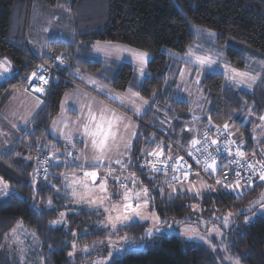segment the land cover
I'll use <instances>...</instances> for the list:
<instances>
[{"label":"trees","instance_id":"16d2710c","mask_svg":"<svg viewBox=\"0 0 264 264\" xmlns=\"http://www.w3.org/2000/svg\"><path fill=\"white\" fill-rule=\"evenodd\" d=\"M35 4L55 11L58 0H0V57L7 58L13 68L12 76L0 83V111L14 93L26 89L29 77L38 69V61L54 65L57 71L31 126L20 131V138L13 149L0 156V178L15 191L0 202V264H18L14 257L6 255L4 248L6 236L18 222L30 229L39 243L42 264H73L69 256L73 243L90 246L109 235L106 229L98 230L102 216L89 214L90 209L72 206L66 194L57 191L62 188L53 167L51 179L42 181L35 178L40 158L50 151L59 152L64 148L47 131L60 111L64 94L73 87L69 71L78 67L101 78L118 92L131 85L151 103L148 113L139 119L132 160L142 158V149L156 144L157 140L149 143L150 138L147 137L151 131L140 124L143 121L156 122L155 116L161 113L163 106L167 108V114H160L159 118L167 116L171 120L166 133L182 145L184 136H193L183 131L191 119V111L187 103L172 99L171 87L176 84L180 70L186 64L165 54L163 49L185 54L195 38L190 29V25H194L212 31L219 46L230 41L260 54L259 62H256L261 66L256 73L262 72L264 0H70L67 8L74 39L70 42H48L49 55L45 57L33 55L25 41L26 37L29 38L28 21L30 25ZM96 42L146 52L150 56L146 64L147 76L138 82L132 65L95 58L91 45ZM62 54L66 59L61 68L56 57ZM225 54L226 62L244 70L246 59L243 51L228 47ZM200 81L199 86L208 104L202 122L209 123L211 117L212 125L228 123L237 131L238 140L251 150L250 129L264 115V83L258 81L251 90L236 91L226 86L221 74L209 72L201 76ZM150 124L148 127L151 128ZM135 173L141 185L149 189L157 215L172 226L176 224L174 222L185 224L195 216L192 211L194 204L206 220L213 215L227 214L230 207L243 221L256 212L257 206L251 208V204L264 190V182H259L239 197L226 195V202L212 193H207L202 201L182 195L169 200L161 195V178L145 172ZM34 188L40 191L34 194ZM54 220L62 223L52 227ZM232 220L224 229L221 240L227 251H213L203 243L166 233L142 239L147 223L138 222L118 233H127L143 247L118 250L113 254L115 264H230L226 256L239 259L240 264H264V215L248 225L244 224L245 228ZM85 232L86 236H73V233ZM92 249L81 259L96 257V251Z\"/></svg>","mask_w":264,"mask_h":264},{"label":"snow or ice","instance_id":"6c2138e0","mask_svg":"<svg viewBox=\"0 0 264 264\" xmlns=\"http://www.w3.org/2000/svg\"><path fill=\"white\" fill-rule=\"evenodd\" d=\"M48 31L46 28L45 32ZM209 35L214 36L211 33ZM93 47L98 51H104L106 53L130 51L133 58L138 60L141 65L139 69L141 76L145 74L144 68L147 64V53L113 48L111 46H100L99 43ZM187 56L188 59L185 60L186 65L189 67L194 66V70L198 73L197 84L201 82L200 76L213 70L214 66L223 69L221 75L229 89L233 87H247L251 89L258 81L264 83V71L253 73L249 70L250 66L248 64H245L244 70L233 67L230 63L223 60V53L216 52L214 55L201 53L194 55L190 49ZM65 59L66 57L63 54L56 57L60 65L64 64ZM180 71L183 77L184 71ZM10 72V62L7 60L0 61V77H4L6 73ZM43 73V68L39 69L38 72L32 73V76L29 77L30 87H32L31 82L34 78L41 80L43 84L48 83V79L44 77ZM34 91L43 95L45 89L42 86L35 87ZM155 95L153 93V97ZM106 98L118 102L120 107L133 111V114L136 116H140L145 106L148 105V101L140 96L139 90H133L131 85L122 96L108 94ZM125 101L128 103L126 104ZM230 119L232 118L230 117ZM258 119L264 123V116H260ZM54 123L56 122L54 121ZM69 123L74 124L75 129L68 131L66 134L64 129L68 127ZM211 125L212 120L210 117L209 127L204 129L203 138H193L190 141L187 155L192 158L193 163L185 160L182 155L173 159L171 145L167 149V159H162L165 156V147L163 144H156L153 151L141 153L145 157V163L140 165L141 169L149 168L152 174L163 173L166 177L169 171L172 172L171 178L164 181L165 184L170 186L169 200L182 195L188 199L202 201L208 192L216 191L218 188L242 193L244 190L242 185L251 189L255 186L256 177L260 181H264V153L257 154L254 151L253 156H259V158L251 161L246 160L245 156L247 152L243 144L237 143L230 138V125L225 123L222 129L216 128V138L210 139ZM130 128H132L130 120H127L106 106L97 108L95 102H90L83 106L77 121L64 122V128L60 130L61 135L71 145L72 150H68L63 154V164L65 168L73 171V175H64L63 189H57V191L63 190L73 201L87 205L91 210L89 214L95 213L98 216H103V220L98 225V230L106 229V234L109 236L126 228H130L140 221H150L151 227L147 228L142 236V239H147L161 232L160 225H168L169 228L172 225L167 220H161L155 208L151 207L152 197L150 196V191L147 187H140L142 182L137 179L136 173H131L130 178L128 176L121 178L124 170L135 167L132 163L131 152L133 140L136 138L137 132L133 130L129 136L128 130ZM221 136L226 137L223 144L220 142ZM252 139L255 141L256 137L253 136ZM80 144H83L84 147L81 149L80 155H76L74 150ZM259 144H264V138L257 141V145ZM223 152H227L228 157L234 156V158L222 166L218 161L226 159L222 155ZM149 157L152 159H148ZM53 160H56L57 164L60 163V157L55 154L49 156L43 163L51 166L50 162ZM233 165L236 167H233ZM222 167L228 168L229 171L224 172L223 175H219ZM101 169H105L103 176L100 174ZM194 169H199L195 171V179H193ZM77 170L81 171L83 175L75 174ZM117 173H120V175H117ZM232 173H234V177ZM44 174L45 180L51 179L48 176L47 168L44 169ZM37 175H39V170H37ZM203 177L215 178L216 187L209 185ZM112 182H115L119 189H121L119 193H113L110 190ZM0 184L4 185L0 191L5 196L9 195L8 186L4 184L2 179H0ZM33 184H35V180H33ZM184 185H187V187H184ZM37 191H40V189L34 188V194ZM160 191L163 196L164 189L161 188ZM114 195H119L120 200L118 203L112 202ZM51 203L52 201L49 200V205ZM256 203L260 205V210L264 212V196ZM192 210L195 213L197 205H192ZM63 215L64 213H61V216ZM220 219V217L214 215L207 220L185 221L186 226L182 227L178 234L188 240H198L211 244V240L213 239L212 233L218 234L221 240L223 239V232L221 231V224L219 223ZM231 222V213L222 217L223 228H228ZM248 222L249 220L246 217L245 223ZM61 223V220H54L50 226L54 227ZM209 224L212 227H209ZM203 233H207V235ZM78 235L86 236L87 232L83 234L73 233L74 237ZM13 237L17 243H23L16 229L13 230ZM119 239L126 242L129 238L125 235ZM108 246L110 249L114 246L111 240L108 241ZM72 247L74 252L76 244L73 243ZM95 247L96 245L85 246L83 252L87 254L90 248ZM213 251H216L215 247H213ZM221 251H227V248H223ZM23 252L24 249L20 248L22 260ZM73 252H70L69 256H72ZM226 259L231 260L232 258L226 257ZM93 264H115L112 251H109L108 259L94 261ZM234 264H240L239 259H236Z\"/></svg>","mask_w":264,"mask_h":264},{"label":"rangeland","instance_id":"374dc122","mask_svg":"<svg viewBox=\"0 0 264 264\" xmlns=\"http://www.w3.org/2000/svg\"><path fill=\"white\" fill-rule=\"evenodd\" d=\"M69 1L70 0H58V5L55 9V11L57 13L55 12L53 15L62 16L60 14H62L63 12H65L67 10V6L69 5ZM31 15H32V20H31L30 25H29V21L27 20L28 26L30 27V30H29V37L30 38L26 37L25 41H26V45L28 46V48L30 49L32 54L35 56H38V55H40L39 50L41 47L44 50L46 48V51H47V43L50 42V40H51V39H45V40L40 39L42 31H40L41 34H39V36H38V30L34 29V21L39 22V24L41 23V26L43 25V21L45 20V18L47 16L46 15V9L42 8V6H40V5L35 4L33 6V13ZM29 18H30V16H29ZM29 27H28V29H29ZM190 29H191L192 33L195 35V38L188 45L187 50H186L187 52L185 54H179V53L173 52V51L168 50V49H163V52L165 54L173 57L174 59L182 61L184 63H185V60L188 59L187 53L189 52L190 49L192 50L194 55L201 54V53H209V54L214 55L216 52H220V53H223L222 58L224 61H226V54H225L226 48L233 47V48H237V49L244 52L246 64H248L250 66V69H249L250 71H252L253 73H256V71L259 69L258 67L261 66L260 64H257V62H259V59H260V54H258L257 52H253V50H251L249 48L240 46V45L235 44V43L230 42V41L227 42V44L225 46H219L217 41H216L215 34L212 31L204 30V29L197 27V26H194V25H190ZM210 33L214 34V36H210L209 35ZM34 34H35V37H34ZM37 36L39 39H37ZM54 40H56V39H54ZM97 43H99L100 46H111V47L115 46V47H119L121 49H129V50L136 51V52H142V51L135 50L132 48H128L125 46H119L117 44L96 42L95 45H97ZM198 45H199V47H197ZM46 51H43L42 55H40V56H43L44 54L49 55L48 51L47 52ZM91 51H92V49H91ZM94 51H98V50L96 48H94ZM100 52L101 51H98V54H100ZM125 52L126 53L119 54V56L121 55V57H111V58H118L117 60H113V62L116 61V62H127V63L136 64V66H137L136 74H135L136 78L139 80L142 79L143 76H141L140 71H139V69L141 67L139 61L133 58L130 51H125ZM116 53H117V51H116ZM142 53H146V52H142ZM122 57H125V58H122ZM149 57H150L149 54H147V58H149ZM110 60H112V59H110ZM43 63H45V62H43ZM45 64H48V63H45ZM181 70L184 71L183 77L181 76V71H180L179 77L176 80V84L173 87H171L172 99L183 101V102L187 103L190 107L191 114L196 115V117H195V119H193V121H189L186 124L187 125L186 127L189 126L191 132L194 131L193 135H195L197 133V135H198L197 139H198L200 131L205 126L209 125V123H203L202 122L203 117L206 116V112H207V108H208V104H207V100H206L207 98H206L205 93L203 92V90L199 86V84L196 83V80L198 78V73L194 70V66L189 67L188 65H185L181 68ZM222 71H223L222 68H218V67L214 66V69L211 71H208V72L221 74ZM144 73H145L144 76H147L146 72H144ZM200 79H201V76H200ZM254 86L255 85H253L252 88ZM233 89L236 91H238V90H251L247 87H242V88L233 87ZM25 91H26V89H25ZM47 94H48V92H47ZM47 94L42 99L40 98V100L44 101V99L47 97ZM160 111L163 112L164 114L165 113L167 114V108L165 106H163L160 109ZM141 118L142 117L137 118L136 121L138 122L139 119L141 120ZM196 118H198V119H196ZM32 122H31V124H32ZM150 123H152V124H150ZM170 123H171V120L166 116V118L161 119L160 121H156V122H153V120L151 122H144L143 121L140 125H144L145 128H148L151 131L150 135H148V137L146 136L148 139L150 138L149 141L153 142V141L157 140V141H155V143L160 144L161 143L160 139L155 135L156 133L152 132V129H155L156 131L160 130V129L166 131V129L169 128ZM148 124L151 125V128L148 127ZM229 129H230V132L232 133V135L238 140L237 131L235 129H233L231 126L229 127ZM25 130L26 129H24L23 131H25ZM261 132H264V123H260V121H258V122H256V124H254L251 127L250 134L252 137L255 136L256 137L255 141H257ZM156 144H153V147H151V148L146 147V148H144V150L142 149L141 152L153 151L155 149ZM254 146H257L258 148H260V147L264 148L263 144L257 145V143L253 142V147ZM68 150H72L71 146H64V148L59 152L50 151V152L46 153L45 155H43L40 158V160L48 158L49 156H52L54 154L56 156L60 157V159L64 160L63 154ZM254 151L259 152V150H256V148ZM74 152L76 154L77 150L75 149ZM54 161L55 160L51 161V166H49V168L47 169L48 176H51V167H52V164ZM37 170L38 169L36 168L35 178L36 179L40 178V179H42V181H44L45 180L43 177L45 175L44 171L43 172L39 171V175H37ZM125 171H127V170H125ZM128 174L131 175V173H128ZM137 179H138V177H137ZM193 179H195V178H193ZM162 182H161V187L164 189L163 195L168 198V195L170 192V186L165 184L164 180ZM140 187H145V186L140 185ZM177 187H179V185H177ZM184 187H187V185H184ZM247 190H248V188L247 189L244 188L242 193H237V194H235V196L239 197ZM208 193L215 194V191H211ZM262 196H264V190L260 193V195L257 198L254 199V201L251 204V208H253L254 205L257 206L256 207L257 210H256L255 214H253L250 217H247V219L249 220L248 223H245L246 218L243 221L241 220V223H243L242 227H244V224L248 225V224L252 223L255 218L264 215V212H262L260 210V205L258 203H256L257 201H259L261 199ZM119 200H120L119 195H117V196L114 195L112 197L113 203H118ZM71 204H72V206H75V207H82V208L89 209V207L87 205L79 204L73 200L71 201ZM151 207H153V205H151ZM201 213L202 212L197 208V210L195 212V216L191 217L190 220L197 221L199 219H205L204 217L201 216ZM228 213H231V212L229 211ZM227 214H225V215H227ZM215 216L221 218L219 223L221 224V231L223 232V235H224V229H226V228L222 227V217L224 215H220V216L215 215ZM232 219H234L233 216H232ZM239 219H240V217H239ZM101 220H103V216L101 217L100 221ZM234 221L239 226H241L240 223H238L235 219H234ZM140 222L147 223V228L151 227L150 221H140ZM185 226H186L185 224H180V223H176L171 228H169L167 225H160V227H161L160 233H166L168 235H175L179 238H183V239H185L187 241H191V242H200V243H203L204 245L210 247L212 250H213V247H215L216 250L217 249L221 250V249L225 248V246L221 242L220 236L216 233H212L213 239L211 240V244L204 243L203 241H198V240H188L185 237L180 236L178 233L180 232V229L182 227H185ZM209 227H212V225L209 224ZM14 229L17 230V234L23 240L22 244L17 243L16 240L14 239V237H13V230ZM14 229L6 236V241L4 243L6 255L14 257L18 264H42V261L39 258V243L37 242L36 238L34 237L33 233L31 232V230L28 229L25 225H23L22 222H18ZM203 234L207 235V233H203ZM125 235L128 236L127 233H123V232L115 233L113 235L106 237L104 240H102L100 242H96L95 244H92V245H96L95 249L91 248L92 249L91 251H96V257L90 258L87 260L81 259L82 257H84L88 254V253L85 254L83 252V249L85 248V246H79L78 244H76V249L74 252H73V247H72L73 255L70 256V260L73 261V264H93L94 261H98L101 259L106 260L108 257L109 251H112V253L114 254L118 250H120L124 247L130 248V249H135V250L141 249L143 247V244L137 245L136 243H133V239L130 238L129 236H128L129 239L126 242L119 239L120 237H123ZM109 240H111L113 242V245H114L111 249L108 246ZM20 248L24 249L23 260L21 259ZM89 252H90V250H89ZM226 260H228V259H226ZM234 261L235 260L231 259L228 262L230 264H234Z\"/></svg>","mask_w":264,"mask_h":264},{"label":"crops","instance_id":"0c3cea01","mask_svg":"<svg viewBox=\"0 0 264 264\" xmlns=\"http://www.w3.org/2000/svg\"><path fill=\"white\" fill-rule=\"evenodd\" d=\"M42 8H45V7L42 6ZM45 9H46L47 16L45 20L43 21V25L41 26V23L39 24V22L34 21V29L38 30V36L39 34H41L40 31H42L40 39H44V40L51 39L50 42L53 41L54 39L64 40L68 42L73 41L74 30L70 24L68 8L65 12L60 14L62 16L53 15L56 12L54 11V8L52 9L45 8ZM46 28L49 30L48 32H45ZM29 30H30V27H29ZM29 30H28V34H29ZM38 36H37V39H39ZM34 37H35V34H34ZM94 45L95 43L91 45V49H92L91 53L95 58L100 59V60H104V61L117 60L118 58H111V57H121V55L119 56V54L126 53L125 51H122V52L117 51V53L116 51H113L111 53H106L104 51H101L100 54H98V51H94V47H93ZM112 47L119 48L115 46H112ZM43 51H46V48L44 50L41 47L39 50L40 55H42ZM40 55H38V57L47 56V54H44L43 56H40ZM122 58H125V57H122ZM3 60L9 61L5 57H0V61H3ZM148 60L149 58H147V62ZM118 63H127V62H118ZM128 64L133 66L135 70V74H136V68H137L136 64H132V63H128ZM52 66L54 67V65ZM58 66L62 68L64 64L62 65L58 64ZM144 72H146V66L144 68ZM12 74H13V68L11 65V72L6 73L4 77H0V83H3L5 80L9 79L12 76ZM145 77L146 76L143 75V78L139 80L136 78V75H135V78L138 82L143 80ZM69 79L73 87L71 90H69L68 92L64 94L61 100V104H60V111L58 115L53 119L47 131L48 135L51 138L62 143L64 146H71L70 144L67 143L64 136L61 135L60 130L64 128V122L77 121L78 118L80 117L83 106L90 102H95V105L97 108H99L100 106H106L107 108L112 109L115 112L119 113L121 116L125 117L127 120H130L132 123V128L128 130L129 136L133 130L138 132L139 128H138V122L136 121V119L139 117H143L148 113L151 107V103L149 101H148V105L145 106L142 114L140 116H136L133 114V111H129L124 107H120L118 102H114L106 98L108 94H111L113 96H122L127 90L123 92L115 91L111 88L109 83L104 82L101 78L97 77L96 75L81 71L78 67L71 69L69 71ZM93 81H95V83H93ZM42 102H40V98L30 93H27L25 90L17 91L11 96V98L8 100V102L4 105V107L0 111V156L4 155L5 153L13 149V147L15 146V144L18 142L20 138V135H19L20 131L27 129L31 125V122L33 121L37 112L40 110L42 106ZM125 103L127 104L128 102L125 101ZM38 104L39 106H37ZM160 114L163 115V112H161ZM160 114L155 116V119L157 121H160L162 119V118H159ZM195 117L196 115L191 114L190 121H193ZM54 121L56 123H54ZM260 123L262 122L260 121ZM186 126L183 131L187 134L193 135L194 131L191 132V130H188L190 129V127L189 126L186 127ZM74 129H75V125L72 123H69L68 127L64 129V131L67 134L68 131H71ZM197 136H198L197 133L193 136H184L183 137L184 144H182V146L189 147L190 141L193 138H197ZM261 138H264V132L260 133L258 140H260ZM134 141L135 139L133 140V144H134ZM257 141L253 140L254 143H257ZM83 147H84L83 144L78 145V147L76 148L77 150L76 155H80V151L81 149H83ZM254 148H256V150H259V153H264V148H261V147L258 148L257 146H254ZM125 159H127V157H125ZM52 167L56 170L55 175L56 177L60 179L61 188L63 189L64 175L71 176L73 175V171L71 169L65 168L62 159H60L59 164H57V161L55 160L52 164ZM104 172H105V169L100 170L101 176L104 175ZM75 174L80 175V176L83 175V173L79 170H77ZM117 175H120V173H117ZM123 176H128L130 178V175L126 173L125 170L121 178H123ZM4 184L8 186L9 195L15 193L14 189L11 186H9L8 183L4 181ZM3 187L4 185L0 184V189H3ZM110 190L113 193H119L121 191V189H119V187L115 184V182H112L110 186ZM62 193L65 194L63 190H62ZM9 195L5 196L3 192L0 191V202L3 201ZM67 197L70 199V201H72L70 196H67Z\"/></svg>","mask_w":264,"mask_h":264},{"label":"built area","instance_id":"2783aa9c","mask_svg":"<svg viewBox=\"0 0 264 264\" xmlns=\"http://www.w3.org/2000/svg\"><path fill=\"white\" fill-rule=\"evenodd\" d=\"M41 68L44 69V73H43V75H44V77H45L46 79H48V83H47V84H43V82H42L41 80H39V79H35V78H34V79L32 80V82H31V83H32V87H30V82L28 81V84H27V87H26V91H27L28 93H30V94H32V95H34V96H36V97L38 96L39 98L42 99L43 97L46 96V94H47V92H48L49 85H50L51 78H52V76H53L54 74L57 73V71H56V69H55L52 65L45 64V63H43V61H38V70H37L36 72H38L39 69H41ZM41 86L45 89V92L43 93V95H41V93H38V92H35V91H34V88H35V87H41ZM138 123H140V121H138ZM208 127H209V125H208V126H205V127L200 131L198 139H202V138H203V135H204V129H206V128H208ZM216 128H221V129H222L223 126H215V125H211L210 139H211V138H216V136H215ZM152 132L156 133L155 135L160 139V142H161L160 144H163L164 147H165V156L162 157V159H167V155H168V153H167V149H168V146L171 145V146H172V147H171V153H172V157H173V159H176L178 156H181V155H182V156H184V159H185V160L189 161L190 163H193L192 158L189 157V156L187 155V152H188V148H189V147L186 148V147H183L182 145H180V144L174 142L172 139H170V137L167 135V133H166L165 130L160 129V130H157V131H156L155 129H152ZM229 132H230V129H229ZM230 133H231V132H230ZM230 138H231L232 140L236 141L237 143H241V144H243L242 142L238 141V140L232 135V133H231V137H230ZM225 139H226V137H224V136H221V137H220V142H221V144H223V141H224ZM243 146H244V145H243ZM244 148L246 149V152H247V155L245 156V159H246V160L251 161V160H253V159H258V158H259V156H257V157H254V156H253V152H254V150H255L254 147H253L254 149L252 148L251 150L247 149V147H245V146H244ZM213 151H214V148H213ZM256 153L259 154V152H256ZM222 155H223V157L226 158V159H222V160H219V161H218V163H220L222 166H223L224 164H226L229 160H231V159L234 158V156H233V157H228L227 152H223ZM148 159H152V158L149 157ZM45 160H47V158H45V159H41V160H39V162H38L37 169H38L40 172H41V171L43 172L45 168H47V169L49 168V165H48V164L43 163ZM132 163L135 165V167H132V168H130V169H126V170H127V171H126L127 173H133V172L135 173V171L145 172V173H147V174H149V175L159 177V178H161V179L164 180V181H165L166 179H170L171 176H172V172H171V171L168 172L167 177H166L163 173H160V174H152L149 168L141 169V168H140V165L145 163V157H144V156H143L142 158L138 159V160H133ZM50 164H51V162H50ZM233 167H236V166L233 165ZM129 170H130V171H129ZM197 170H199V169H194V172H193V178H196V177H195V171H197ZM227 171H229L228 168H226V167H222V171L219 173V175H223V173H224V172H227ZM232 176L234 177V173H232ZM41 177H42V176H41ZM43 177H44V176H43ZM203 178L206 180V182H207L209 185H212L213 187H216V185H215V178H213V177H203ZM255 180H256V183L263 182V181H260L258 177H256ZM242 187H244V188L247 189L246 186H243V185H242ZM237 193H238V192L231 191V190H229V189H223V188H218V189L215 191V194H216L220 199H222V201H224V202H226V198H225L226 195H228V194L235 195V194H237ZM228 208H229V211L232 213L233 218H234L238 223H240L241 226H243V223H241V219H239V215H238L237 213H235L230 207H228Z\"/></svg>","mask_w":264,"mask_h":264}]
</instances>
